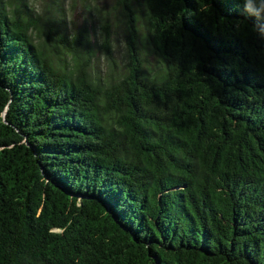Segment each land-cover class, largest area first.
Returning a JSON list of instances; mask_svg holds the SVG:
<instances>
[{
    "label": "trees",
    "instance_id": "1",
    "mask_svg": "<svg viewBox=\"0 0 264 264\" xmlns=\"http://www.w3.org/2000/svg\"><path fill=\"white\" fill-rule=\"evenodd\" d=\"M113 4L126 62L99 79L85 29L0 0V264H264L255 18L243 0Z\"/></svg>",
    "mask_w": 264,
    "mask_h": 264
},
{
    "label": "rangeland",
    "instance_id": "2",
    "mask_svg": "<svg viewBox=\"0 0 264 264\" xmlns=\"http://www.w3.org/2000/svg\"><path fill=\"white\" fill-rule=\"evenodd\" d=\"M36 14L45 19L56 21L62 19L63 27L74 32L78 29L87 31L90 41V53H92V71L99 78L104 79L110 70L120 71L126 62L124 48L123 23L119 12L113 10V0H28ZM142 1V0H141ZM104 20L111 26L113 64L108 63L100 49V34ZM52 57L57 55L52 50ZM88 50H81L79 55L86 56ZM88 53V54H90ZM142 56L147 65L153 67L157 64L155 56L146 48L142 47ZM70 61V59H69Z\"/></svg>",
    "mask_w": 264,
    "mask_h": 264
},
{
    "label": "clouds",
    "instance_id": "3",
    "mask_svg": "<svg viewBox=\"0 0 264 264\" xmlns=\"http://www.w3.org/2000/svg\"><path fill=\"white\" fill-rule=\"evenodd\" d=\"M243 11L255 18V30L264 38V0H243Z\"/></svg>",
    "mask_w": 264,
    "mask_h": 264
}]
</instances>
